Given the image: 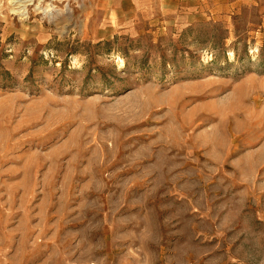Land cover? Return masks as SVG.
<instances>
[{"label":"rangeland","instance_id":"374dc122","mask_svg":"<svg viewBox=\"0 0 264 264\" xmlns=\"http://www.w3.org/2000/svg\"><path fill=\"white\" fill-rule=\"evenodd\" d=\"M24 3L0 264H264V0Z\"/></svg>","mask_w":264,"mask_h":264},{"label":"bare ground","instance_id":"6f19581e","mask_svg":"<svg viewBox=\"0 0 264 264\" xmlns=\"http://www.w3.org/2000/svg\"><path fill=\"white\" fill-rule=\"evenodd\" d=\"M26 1H28V0H14V2L17 3V6L13 10L16 9V10L21 11V12L25 11L26 4L24 2H26ZM29 1H31V0H29Z\"/></svg>","mask_w":264,"mask_h":264}]
</instances>
